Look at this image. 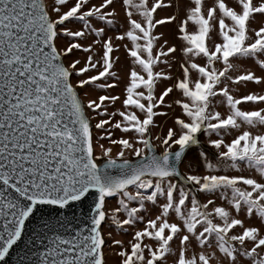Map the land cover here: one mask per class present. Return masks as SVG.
Wrapping results in <instances>:
<instances>
[{
    "label": "snow or ice",
    "instance_id": "snow-or-ice-1",
    "mask_svg": "<svg viewBox=\"0 0 264 264\" xmlns=\"http://www.w3.org/2000/svg\"><path fill=\"white\" fill-rule=\"evenodd\" d=\"M18 248L264 264V0H0V264Z\"/></svg>",
    "mask_w": 264,
    "mask_h": 264
},
{
    "label": "rangeland",
    "instance_id": "rangeland-1",
    "mask_svg": "<svg viewBox=\"0 0 264 264\" xmlns=\"http://www.w3.org/2000/svg\"><path fill=\"white\" fill-rule=\"evenodd\" d=\"M164 15H165V13H161V16H164ZM160 31L164 32L165 35H166V37L170 41L172 40V31H173V26L172 25H168L167 27H162L160 29ZM116 55H118L120 57V63L122 65L127 64V61H125V59H124V57H125V51H124L123 48H121L120 51L118 53H116ZM257 74H259V71H257ZM247 88L250 89V90L255 89L257 92L261 91L258 86H255V85H253L251 83L247 85ZM160 123L162 124V130L163 131H166L167 130V126L171 123V121L170 120H167V119H163V120L160 121ZM117 135H119V133H117ZM106 146H111V145H106ZM116 150L117 149L115 148V146H113L114 154H115V151ZM123 238L125 240H127L130 237H123ZM110 258L111 259H115V257L112 256L111 254H110Z\"/></svg>",
    "mask_w": 264,
    "mask_h": 264
},
{
    "label": "water",
    "instance_id": "water-1",
    "mask_svg": "<svg viewBox=\"0 0 264 264\" xmlns=\"http://www.w3.org/2000/svg\"><path fill=\"white\" fill-rule=\"evenodd\" d=\"M21 247H22V245H21ZM19 250H20V249L18 248V249H15V250L13 251L12 256H11V258H10V261H9V264H14V261L16 260V252L19 251Z\"/></svg>",
    "mask_w": 264,
    "mask_h": 264
}]
</instances>
